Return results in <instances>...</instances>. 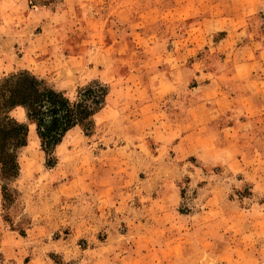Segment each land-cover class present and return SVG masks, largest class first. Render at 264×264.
I'll list each match as a JSON object with an SVG mask.
<instances>
[{"label": "rangeland", "instance_id": "374dc122", "mask_svg": "<svg viewBox=\"0 0 264 264\" xmlns=\"http://www.w3.org/2000/svg\"><path fill=\"white\" fill-rule=\"evenodd\" d=\"M157 1L161 6L168 2ZM184 1L210 5L212 0ZM260 1V10L248 22L250 32L255 30L262 42L264 0ZM58 2L44 8L54 10ZM74 2L64 45L53 40L55 34L50 32L56 20L46 21L30 11L24 15L20 11L0 13V78L27 70L70 100L80 88L97 81L108 89L103 107L120 100L128 110L151 92L159 106L165 103L159 117H173L175 107L169 99L184 98L188 93V88L181 87L183 75L164 72L171 71L173 59L148 58L147 43L131 41L133 29L171 37L163 46L181 50L195 41L189 38L184 44L181 35L198 26L203 11L193 9V16L173 20L160 15L152 28H139L132 20L141 15L139 9L149 0ZM220 34H213V40L209 36L208 54L201 49L215 66L224 56L223 47L213 43ZM125 35L129 46L118 47L115 38ZM235 44L227 51L234 48L236 52ZM46 45H52L49 53L44 51ZM54 45L65 54L87 46L95 53L88 55L81 71L73 73L71 58H65V65L62 55L54 53ZM258 45L256 42V49ZM213 49L219 55L215 61L208 57ZM252 52L245 58L251 60ZM244 75L242 83L248 87L251 75ZM166 77L170 78L168 84ZM257 81L262 83L260 91L264 90V79ZM12 113L25 120L22 109ZM234 114V109L228 110L219 122ZM94 117L86 134L89 140L78 126L74 131H80V136L73 130L64 135L53 152L54 166L45 165L34 126H29L27 145L19 152L20 174L11 184L17 191L15 201L3 209L0 195V264H264L263 137L248 138L257 149L243 160L239 155L230 163L206 169L193 159H175L170 149H134L131 138L116 134L111 145L128 141L132 149H101L106 148L112 128L100 124L101 113L96 116L97 125ZM254 117L258 121L248 130L264 134V111ZM178 192L179 200L175 197ZM210 196L212 200L206 203Z\"/></svg>", "mask_w": 264, "mask_h": 264}, {"label": "crops", "instance_id": "0c3cea01", "mask_svg": "<svg viewBox=\"0 0 264 264\" xmlns=\"http://www.w3.org/2000/svg\"><path fill=\"white\" fill-rule=\"evenodd\" d=\"M74 1L82 2L83 0H59L57 8L52 10L44 7L29 8L27 0H0V13L13 15L14 11H20L24 15L30 11L39 14L40 18L46 21L52 18V21L56 20L50 31L53 35L55 34L52 35L53 40L56 42L59 40L61 45H64L63 38L67 33V26L72 23L69 19L71 11L69 8L73 7ZM173 2L166 1L162 4L164 7L157 0H149L144 7L139 9L141 15L132 20L133 25L139 28H152L160 15H164L162 18L167 20H173L193 16L195 14L193 9L203 11V18L196 22L198 26H193L191 32L186 30L181 35L184 44L189 38L195 41H190L184 49L181 47V50L168 49L163 45L168 43L171 37H163L153 32L150 34L136 32V29H133L134 34L131 41L147 43L145 46L149 48L148 58L175 60V64L171 65V71L164 70V72L171 75L179 72L183 75L181 82L183 86L181 87L188 88L187 97L169 99L171 106L175 109L172 110L173 117L167 115V110H165L167 119H162L163 115L161 117L158 115L165 103L159 106L160 101L156 100L155 96L153 97L155 94L151 92L146 100L134 101L137 104L131 110L126 109L125 101H109L94 117L97 125L96 116L101 113L100 124L104 123L105 126L112 128L106 138L108 142L106 148L101 149H132L128 141L126 144L121 141L120 143L113 142L111 145L110 142L114 140L116 134L118 138H131L132 144L136 145L134 149L146 148L149 151L160 149L161 152H164V149H170L175 159L184 161L193 159L206 169L230 163L231 160H237L239 155V160H243V156L248 155L256 147L248 141V138L263 137L264 139L263 133H251L252 129L248 130L255 121H258L254 116L264 111V90L260 91L259 87L262 83L257 81L259 78L264 79V41L258 40L255 30L250 32L248 22L249 18L260 10L261 1L212 0L210 5L202 1V4L184 0ZM45 27V29H50ZM219 33L222 34L213 43L218 47L219 45L223 47L220 49L224 55L223 59L220 60L219 55L213 53L214 49L208 56L212 61H215L216 57L219 58L218 65L215 66L216 64L208 63L202 51L208 54L205 45H207L209 36H212L213 40V34ZM242 35L243 38H240ZM199 40L204 41V44H200ZM115 41L118 47L129 46L126 35L117 36ZM256 42L259 44L257 49ZM231 43H236L234 46L236 52H233L234 48L227 51ZM54 46V53L57 57L62 55L65 65L68 61L65 58H71L69 69L73 73L81 71L88 55L95 53L94 49L90 50L91 47L87 46L71 54H65L63 48ZM48 47L52 45H46L45 48L48 50L44 51H50ZM143 51L145 52L146 48L143 47ZM251 51H253L251 57L253 60L246 59L245 56L249 58ZM220 61L225 62L220 63ZM244 74L251 75L248 87L242 83ZM165 82L170 83V78L166 77ZM177 87L175 85V90ZM232 109L235 110V114L228 117L224 123H220L223 115ZM242 111L250 113L247 115ZM248 116L252 120H249ZM74 128L70 130H73L76 136H80V131L76 132ZM114 128L117 130L114 131ZM84 139L89 140L86 135ZM70 149H76V147L71 146ZM126 167L128 168L129 165ZM127 168L124 169L125 172ZM177 196L175 195L179 200V192ZM212 198V196L208 197L205 202L209 203Z\"/></svg>", "mask_w": 264, "mask_h": 264}, {"label": "trees", "instance_id": "16d2710c", "mask_svg": "<svg viewBox=\"0 0 264 264\" xmlns=\"http://www.w3.org/2000/svg\"><path fill=\"white\" fill-rule=\"evenodd\" d=\"M30 8L48 7L55 0H27ZM107 86L97 81L80 88L74 100L63 91L48 86L27 70L0 78V195L3 209L14 201L11 187L20 174L19 152L27 145L29 126L39 140L45 165L54 166V149L73 127L86 135L93 127V116L105 104ZM23 110L25 120L13 115Z\"/></svg>", "mask_w": 264, "mask_h": 264}]
</instances>
